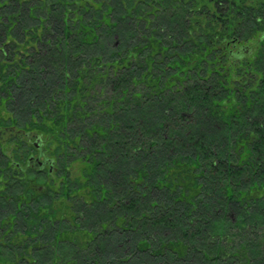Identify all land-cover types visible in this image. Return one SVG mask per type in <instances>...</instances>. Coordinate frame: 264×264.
Wrapping results in <instances>:
<instances>
[{
    "label": "trees",
    "instance_id": "trees-1",
    "mask_svg": "<svg viewBox=\"0 0 264 264\" xmlns=\"http://www.w3.org/2000/svg\"><path fill=\"white\" fill-rule=\"evenodd\" d=\"M0 264H264V0H0Z\"/></svg>",
    "mask_w": 264,
    "mask_h": 264
},
{
    "label": "flooded vegetation",
    "instance_id": "flooded-vegetation-1",
    "mask_svg": "<svg viewBox=\"0 0 264 264\" xmlns=\"http://www.w3.org/2000/svg\"><path fill=\"white\" fill-rule=\"evenodd\" d=\"M22 136L27 138L28 142H31L36 152H31L30 154H28L27 158L21 159L22 161L24 160L23 164L14 163L15 167L20 170L32 169L38 172H43L49 162L46 161L48 158H46L45 151L41 145V136L31 135L28 133H22Z\"/></svg>",
    "mask_w": 264,
    "mask_h": 264
}]
</instances>
